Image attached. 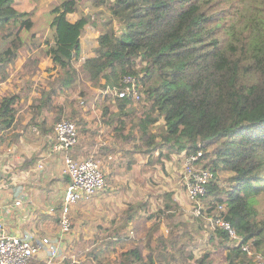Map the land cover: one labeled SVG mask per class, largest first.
<instances>
[{
    "label": "trees",
    "instance_id": "1",
    "mask_svg": "<svg viewBox=\"0 0 264 264\" xmlns=\"http://www.w3.org/2000/svg\"><path fill=\"white\" fill-rule=\"evenodd\" d=\"M200 1L113 0L105 3V0H88L90 9L104 7L106 12L100 23L94 55L84 58L82 65L76 67L83 30L95 21L85 15L69 20L68 15L77 12V1L61 0L50 11L52 34L46 38L42 51L38 53L39 43L34 39V49L28 47L30 53L23 56L22 74H29L23 102L20 103L22 95L18 92L0 98V141L9 138L16 143L32 126L54 136L56 121L66 116L76 119L83 127L79 136L74 122L78 140L69 152L73 158L82 159L86 152V155L104 157L117 155L118 168L125 160L128 163L125 168L130 170L129 166L135 162L134 154L138 152L146 157V164L154 161L163 166L164 159L172 153L185 156L200 151L199 163L203 162L205 169L213 174L226 171L232 175L226 186L212 180L208 183L201 198V214L196 216L199 224H206V217L222 216L230 222L242 243H248L264 256V216L254 205L258 197L264 196V22L261 21V26L253 19L248 21L243 38L234 37L231 26L226 29L229 40L224 41L215 34L218 27H210L212 17L204 13ZM13 2L0 0V32L3 34L0 75L3 78L10 75L17 58L22 56L21 50L26 48L20 32L29 31L33 25L25 14L5 13ZM10 23H19V30L12 33L7 29ZM41 54L51 63L50 74L39 79L37 93L34 92L29 106L24 109L29 118L21 119L17 117L20 111L16 107L18 102L21 108L27 102L32 89L30 75L37 71ZM80 72L103 91L107 87L120 88L123 77L134 76L141 97L138 101H148L147 109L137 115L131 98L110 94H104L94 103L96 99L80 89L77 96L85 107L73 109L78 99L71 96L76 94ZM100 106L102 111L97 113ZM98 119L108 126L107 135L114 133L110 146L95 141L101 129ZM160 120V131L149 133ZM91 123L96 126L92 130ZM66 180L68 183L69 179ZM183 189L185 191L184 186ZM174 196L172 190L163 193L162 205L156 211L150 209L147 201H130L120 211L119 219L125 226L131 224L137 230L156 216H172L180 207ZM87 203L80 201L77 206L82 209ZM218 205L222 209H218ZM59 219L58 211L53 216L54 232H59ZM115 219L113 217L110 223L114 224ZM125 226L112 228L97 223L94 227L102 233L100 237H105V242L117 244L130 236ZM157 228L152 226L145 231V254L133 247L108 262L101 260L99 254H90L97 264H214L213 254L206 253L198 259L188 251L184 238L191 237L189 233L169 237L159 233L153 237ZM108 231L110 235L106 234ZM213 232L219 240L218 250L225 254L223 262L218 264H250L252 259L235 246L226 231L215 229ZM138 234L140 231L135 233ZM229 242L231 247L225 245Z\"/></svg>",
    "mask_w": 264,
    "mask_h": 264
},
{
    "label": "rangeland",
    "instance_id": "2",
    "mask_svg": "<svg viewBox=\"0 0 264 264\" xmlns=\"http://www.w3.org/2000/svg\"><path fill=\"white\" fill-rule=\"evenodd\" d=\"M60 1L61 0H14L10 9L5 12L9 15L25 14L26 17L28 16V18L32 20L33 25L29 31L23 29L19 35L26 43V48L21 50L22 56L19 59L20 61L18 60L14 67V71L15 69H18L19 73H12L4 78L0 75V98L9 95L10 93L18 92L22 95V101L20 100V103L23 102V95L25 93V88L27 87L26 80L27 76H29L28 73H26L27 75L22 74L24 62L23 56L24 54L28 55L30 53L29 48L32 50L34 49V39L39 43L37 46L38 53L42 51L46 38H50L52 34V30L50 29L52 14L50 11L55 5L59 4ZM76 1L77 12L69 14L68 18L70 20H75L85 15L91 16L95 21V24L89 23V25H86L83 30L81 36L80 59L75 63L77 67L82 65L84 58L94 55V48L97 45L96 39L101 32L100 23L102 18L105 17L106 9L104 7L90 9L88 0ZM112 1L113 0H105V3H110ZM200 4L202 5L204 13L212 17V24L210 27L217 26L218 28L215 30V34L224 41L229 40L226 29L231 26L235 32L234 37L243 38L246 35L244 31L248 21L253 19L261 26L263 25L261 21L264 22V0H201ZM26 17H23V19ZM18 24L19 23L7 24V29L12 31V33H15L19 30ZM117 26L118 25H115V28H117ZM2 35L3 34L0 32V39ZM37 64V71L30 75L32 81L30 79L29 81L32 82V89L27 96V102L26 104L24 102L25 106L22 108L18 102L16 107L18 109L17 111H20L17 117H20L21 119H23V117H26L27 119L29 118L26 116L24 109L26 110L27 106H29L30 97L34 92L37 93L36 86L41 83L39 79H44L50 74V61L44 55H39ZM83 74V72L79 73V79L77 82L78 88L75 91L76 94L71 96V99H76L79 89L80 91L85 90L88 92L89 96L94 97V99H96L94 100V103L99 102L98 100H101L104 94H110L114 97L113 93H106L100 88V86L91 83ZM140 75H142V73H140ZM33 87L35 88L34 90ZM77 99L78 100H75L77 101V104L73 109L84 108L85 105H83L78 96ZM82 100L85 101L86 99L83 98ZM147 102L148 101L143 99L138 102L135 101L137 115H142L141 111L143 112L147 109ZM101 111L102 107L100 106L96 112L98 113ZM75 112L78 113V111ZM46 118H50L49 114L46 115ZM62 120L75 122L78 125L80 136V133L83 130L81 123H78L76 119L66 116L60 118L56 123ZM161 123L160 120L154 124L150 128L149 133L157 134L158 131H160ZM95 127L94 124H90L91 130ZM29 133L32 134V142H36V145L40 146L41 130L32 126ZM10 148L7 151L8 153ZM86 153L85 155L83 154L86 157L94 156L92 153L89 155H86ZM134 158L135 162L129 166L130 170H126L125 168L128 166L127 161L124 160V164L120 169L118 168L117 158V162H115L114 158L111 160L112 164L115 165V169H118V172L113 176V179H116L115 181L132 180L128 187L121 183L124 187H111L108 188L109 191L107 194L105 192L99 194L103 199V203L101 202V198H97V201L101 202L97 208H94L92 205L89 206L87 210L86 208L83 210L77 205L71 208L70 216L72 227L70 232L65 234L62 239L61 255H64L67 259H69L70 256H75L77 259H85L89 264H97V262L94 261V255L90 254V252L96 253V255L99 254L100 259H103L105 262H108V260L113 261L118 257L120 252L133 249V247H138L141 249V252L145 254L146 251L143 248L145 231L149 227L157 226L158 228L153 233V237H156L159 233H163L165 237H169L175 233H189L191 237L184 238V241L188 243L187 249L189 252L193 253L198 259H201L204 254L210 253L213 254L211 255V259L214 264L222 263V255L224 256L225 254L218 250L219 240L214 234L213 229L207 227L208 225H206V221V224H199L198 218L194 216L193 206L188 201L183 189L181 171L184 155L177 153L170 154L169 158L164 159L163 166L154 161L150 165L146 164L145 160L147 159L140 152L134 154ZM200 164L203 165L204 163L201 162ZM231 175L232 173L226 171L216 172L213 174L212 182H215L220 186H226L227 179ZM114 182L111 184L113 185ZM171 190L175 192L174 197L180 204V207L175 212H172V216H167L165 214L163 216H156L154 220L152 219L148 222H144L137 230L135 229V226L133 227L131 224L125 226L124 222L119 219L120 211L125 205L129 204L130 201H147L149 202L151 210H158L162 205L161 195ZM254 205L259 214L264 216V196L258 197L255 200ZM77 213H79L78 216H76ZM113 217H116V219L114 224H111L110 220ZM87 223L88 225L86 226ZM97 223L110 227L123 228V226H125L127 228L124 229L129 230L130 236H128L123 243L113 244L105 242V237H100L99 234L101 232L96 231L94 227ZM137 231H140V235L138 234L136 236L135 233ZM94 233L96 234L94 235ZM106 234L110 235V231L106 232ZM211 237L214 238L211 239ZM225 245L231 247V242L225 243ZM252 252L263 256L259 251L252 250ZM250 258L252 259L250 264H253V258Z\"/></svg>",
    "mask_w": 264,
    "mask_h": 264
},
{
    "label": "built area",
    "instance_id": "3",
    "mask_svg": "<svg viewBox=\"0 0 264 264\" xmlns=\"http://www.w3.org/2000/svg\"><path fill=\"white\" fill-rule=\"evenodd\" d=\"M122 87H107L106 93H113L119 98L129 97L134 102L138 101L140 92L134 76H125L121 81ZM78 131L74 122L62 120L54 126L52 150L61 153L63 176L69 179L61 206L59 207L60 219L58 222L59 232L55 237L36 238L20 235H8L0 227V264H31L35 257L44 252L46 255L45 264H89L85 259H77L70 256L67 259L61 255L62 237L69 233L72 227L70 210L80 201H89L96 194L100 193L106 186L105 175L99 162L94 156H87L82 159L73 158L70 150L77 143ZM202 155L200 151L195 154L185 155L182 163L181 179L186 191L188 201L193 206L194 216H199L202 209L201 198L206 193V187L213 178V173L205 169L199 162ZM14 204L20 205L19 201ZM218 209H222L221 206ZM209 228L226 231L235 246L253 258V264H264V257L252 252L248 243H242L229 221L222 216L206 217Z\"/></svg>",
    "mask_w": 264,
    "mask_h": 264
},
{
    "label": "crops",
    "instance_id": "4",
    "mask_svg": "<svg viewBox=\"0 0 264 264\" xmlns=\"http://www.w3.org/2000/svg\"><path fill=\"white\" fill-rule=\"evenodd\" d=\"M20 57L17 58V62ZM12 73L19 71L18 69L14 71L12 68L10 74ZM112 109H115L114 106ZM98 120V127L101 129L95 135V141L99 145L110 146L113 132L107 135L105 129L108 126L102 124L101 119ZM31 135V133H22L16 143H12L10 139L0 141V227L8 235L55 237L58 236V231L54 232L53 216L62 204L67 185V178L61 173L62 155L52 150L51 134L41 133L40 146L32 142ZM113 158L117 162V155L95 156L106 178V186L99 194L111 187L118 188L124 185L128 187L132 181L113 179L118 172L111 162ZM99 194L88 201L84 207L86 210L91 205L97 208L101 202L103 203ZM97 198H101V202H98ZM15 201H19L20 205L16 206ZM32 262V264H45V253H40Z\"/></svg>",
    "mask_w": 264,
    "mask_h": 264
}]
</instances>
